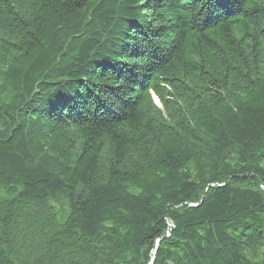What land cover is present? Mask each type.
Wrapping results in <instances>:
<instances>
[{
  "label": "trees",
  "instance_id": "obj_1",
  "mask_svg": "<svg viewBox=\"0 0 264 264\" xmlns=\"http://www.w3.org/2000/svg\"><path fill=\"white\" fill-rule=\"evenodd\" d=\"M0 264H264V0H0Z\"/></svg>",
  "mask_w": 264,
  "mask_h": 264
},
{
  "label": "water",
  "instance_id": "obj_2",
  "mask_svg": "<svg viewBox=\"0 0 264 264\" xmlns=\"http://www.w3.org/2000/svg\"><path fill=\"white\" fill-rule=\"evenodd\" d=\"M154 259V257L152 258V260Z\"/></svg>",
  "mask_w": 264,
  "mask_h": 264
}]
</instances>
